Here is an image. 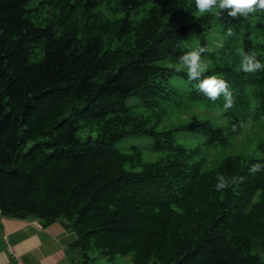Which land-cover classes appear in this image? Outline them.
Returning <instances> with one entry per match:
<instances>
[{"label":"trees","instance_id":"obj_1","mask_svg":"<svg viewBox=\"0 0 264 264\" xmlns=\"http://www.w3.org/2000/svg\"><path fill=\"white\" fill-rule=\"evenodd\" d=\"M200 47L201 79L233 91L227 112L223 96L209 101L170 67ZM242 52L264 63V11L232 18L198 14L195 0H0V214L67 222L85 264H264V169L248 172L264 164V140L209 167L211 150L264 122V70L236 71ZM180 111L186 120L171 128ZM179 130L201 141L186 148ZM133 135L153 140L154 160L117 146ZM221 174L245 181L216 191Z\"/></svg>","mask_w":264,"mask_h":264},{"label":"clouds","instance_id":"obj_2","mask_svg":"<svg viewBox=\"0 0 264 264\" xmlns=\"http://www.w3.org/2000/svg\"><path fill=\"white\" fill-rule=\"evenodd\" d=\"M195 7L198 14L209 12L227 11V15L232 18L245 17L257 11H264V0H195ZM228 35H233L231 29L228 30ZM208 51L205 47H200L197 50L189 51L179 57L178 63L170 67L176 72L185 71L189 82L197 81L195 87L203 93L207 99L213 103L223 96V105L219 109L221 113L227 112L235 106V98L233 91L228 83L223 79H218L215 76L201 77L208 70L207 63L202 60V53ZM236 71L243 73H255L264 70V63L256 58V53H240V61ZM264 169V164H253L248 172L250 175H255ZM215 190L224 191L230 186L241 184L245 181L244 176L225 177L223 174L216 177Z\"/></svg>","mask_w":264,"mask_h":264},{"label":"crops","instance_id":"obj_3","mask_svg":"<svg viewBox=\"0 0 264 264\" xmlns=\"http://www.w3.org/2000/svg\"><path fill=\"white\" fill-rule=\"evenodd\" d=\"M63 221L44 223L0 214V264H82L73 230Z\"/></svg>","mask_w":264,"mask_h":264},{"label":"rangeland","instance_id":"obj_4","mask_svg":"<svg viewBox=\"0 0 264 264\" xmlns=\"http://www.w3.org/2000/svg\"><path fill=\"white\" fill-rule=\"evenodd\" d=\"M188 115V112L186 111H180L177 113V117L170 121V127L171 128H177L179 125L183 123V120ZM211 117H214V113L210 114ZM181 119V120H180ZM223 121L221 118H219V122ZM186 122V121H185ZM225 122V121H223ZM223 125V123H222ZM244 125L240 130L237 136L235 137L234 141L235 144L229 148L221 149L218 148L216 150H211L212 153H215L216 156L210 160L212 157V153L206 158V160H210L209 167H215L217 166L221 160L228 156V155H235L238 153H242L245 155L251 154L256 146L257 143L264 140V122H254L251 125L247 126ZM173 136L178 144L184 145L186 148H194L200 141V136H191L186 134L184 131H175L173 133ZM154 142L153 140L146 135H133L128 136L124 138L122 141H120L117 146L121 147L123 150L127 151V148L130 147H138L141 151L144 157L148 160H154L157 157L156 152L154 151ZM97 258V254H95ZM97 260V263L103 262L102 260ZM83 262V261H82ZM113 264H131L130 257L129 256H115L113 261Z\"/></svg>","mask_w":264,"mask_h":264},{"label":"water","instance_id":"obj_5","mask_svg":"<svg viewBox=\"0 0 264 264\" xmlns=\"http://www.w3.org/2000/svg\"><path fill=\"white\" fill-rule=\"evenodd\" d=\"M62 224H63V226L68 227V229L71 230V227L69 226V224L67 222L63 221ZM82 264H85V261H83Z\"/></svg>","mask_w":264,"mask_h":264}]
</instances>
